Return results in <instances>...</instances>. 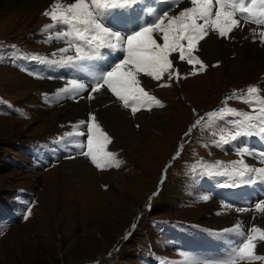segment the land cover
<instances>
[{
  "label": "rangeland",
  "instance_id": "obj_1",
  "mask_svg": "<svg viewBox=\"0 0 264 264\" xmlns=\"http://www.w3.org/2000/svg\"><path fill=\"white\" fill-rule=\"evenodd\" d=\"M160 1L170 16L191 6L190 0L185 1L189 5L182 0ZM70 2L33 1L21 12L0 9V264H167L170 256L177 257L178 264H195L196 259L180 254L191 251L194 244L209 252L216 245L212 238L213 245L208 239L198 242L195 231L189 235L191 241L188 237L180 241L187 227L219 233V242L231 249L223 258L228 259L246 238L249 224L264 230V213L255 209L264 200V193H257L264 175L257 176L251 166L252 161L264 165V152L247 148L256 141L244 137L261 131L264 124V42L260 37L264 29L240 22L227 38L210 32L193 52L200 64L190 65L178 60L179 53L172 54L170 71L175 74L171 79L168 74L163 81L140 77L145 90L162 106L153 102L135 113L140 119L125 121L121 110L129 113L131 108H125L106 87L93 93V81L80 75L64 82L60 70L50 82L23 72L21 66L28 58L44 63L69 62V56L75 60L69 46L59 43L57 29L51 28L55 26L50 15L53 7L63 8ZM168 3L173 5L165 10ZM144 15L146 24L161 17L153 7H146ZM120 25L105 24L112 30ZM127 32L124 29V35ZM73 81L85 89L73 92ZM250 87H256L257 93L250 96ZM105 95L118 108L110 107ZM66 105L74 110L72 115L55 121L53 114ZM80 105L85 108L82 126L72 121ZM51 107L57 109L45 113ZM92 116L96 123L101 121L103 132L107 128L110 143L106 147L113 153L108 167L98 168L90 157H81L87 150ZM144 117L156 122L153 131H147L150 126L143 123ZM108 121L132 130L110 132ZM237 131L242 137L232 140ZM130 137L132 144L123 141ZM68 163H77L80 169L67 173ZM245 167L250 171L243 178L236 175ZM250 183L256 185L249 187ZM228 184L229 188L240 186L246 198L240 208L245 213L232 220L230 208L220 204H227L220 198ZM256 243V254L264 256V241L257 238ZM159 250L170 256L158 257Z\"/></svg>",
  "mask_w": 264,
  "mask_h": 264
},
{
  "label": "snow or ice",
  "instance_id": "obj_2",
  "mask_svg": "<svg viewBox=\"0 0 264 264\" xmlns=\"http://www.w3.org/2000/svg\"><path fill=\"white\" fill-rule=\"evenodd\" d=\"M127 4L128 0H124V3H118L116 0H73L63 8L55 5L50 15L53 22L70 25L73 32L69 35H74L77 40L83 41L89 49L105 46L112 49L119 48L122 59L114 63L110 70L105 71L99 78H94L91 92H99L106 87L114 97L123 102L125 108L130 107L132 113L138 112L142 107H151L153 102L160 105V101L155 96L149 95L142 86L140 77L143 75L160 81L165 74H168L171 79L175 74L170 71L173 69L172 54L179 53V60L187 61L190 65L200 64V60L193 55V52L210 32L221 38H227L240 27L237 11L248 13L245 17L247 23L264 25V9L255 13L242 4L238 8L235 0H190L191 6L180 11L178 15L170 16L164 13L156 21L122 35L120 31L105 26L102 21L106 10L122 8ZM251 31L255 33L256 29ZM260 37L264 42V31L260 32ZM90 58L88 51L76 45L77 61L84 62ZM68 61L72 62L73 57L69 56ZM84 89V84L73 81V92L78 93ZM257 91L256 87L248 89L250 96ZM261 132H264V128H261ZM242 134L237 131L230 138L235 140ZM224 142L228 141L225 139ZM108 143H110L108 135L96 123L95 116H92L91 123L87 125V150L83 155L90 157L91 162L98 168L108 167L112 157V153L105 150ZM247 171L250 169L245 167L236 175L243 178ZM258 171L264 172V169ZM204 199L208 197L205 196ZM255 209L264 213V200L257 202ZM251 233L239 243L228 259L218 264H239L241 261L251 264L253 261L264 260V256L255 252L257 238L259 241H264V230L253 226Z\"/></svg>",
  "mask_w": 264,
  "mask_h": 264
},
{
  "label": "bare ground",
  "instance_id": "obj_3",
  "mask_svg": "<svg viewBox=\"0 0 264 264\" xmlns=\"http://www.w3.org/2000/svg\"><path fill=\"white\" fill-rule=\"evenodd\" d=\"M33 1H37V2H41L42 0H0V9L3 11H5L6 9H10V10H19L20 12H21V10H23V9H25V10H27V9H29L28 8V6H30L32 3H33ZM186 5H189V3L188 2H185V1H188V0H182ZM137 6V5H136ZM18 7V8H17ZM24 11V10H23ZM264 31V30H263ZM126 32V31H125ZM128 34L130 33V32H127ZM249 33V32H248ZM247 33V34H248ZM249 34H251V33H249ZM214 35V34H213ZM246 37V36H245ZM229 39V38H228ZM253 39V38H252ZM250 40V39H249ZM244 41V40H243ZM114 42V41H113ZM229 42V41H228ZM258 42V41H257ZM234 43V42H233ZM237 43V42H236ZM241 43V42H240ZM52 45V44H51ZM231 45V44H230ZM246 45V44H245ZM261 45V44H260ZM227 47V46H226ZM259 47V46H258ZM202 48V47H201ZM219 48V47H218ZM246 48V47H245ZM222 50V49H221ZM232 50V49H231ZM237 50V49H236ZM212 52V51H211ZM227 53V52H226ZM230 54H232V52L230 53ZM230 54H229V56H230ZM246 54V53H245ZM259 55H260V53H259ZM178 56V55H177ZM238 57V56H237ZM254 57V56H253ZM68 59V58H67ZM178 59V58H177ZM261 59V58H260ZM179 60V59H178ZM68 61V60H67ZM185 62V61H184ZM259 62V61H258ZM186 63V62H185ZM222 69V68H221ZM180 71H181V69H180ZM153 80V79H152ZM163 81V80H162ZM24 83V82H23ZM57 85V84H56ZM19 86V85H18ZM25 86V85H24ZM32 87V86H31ZM174 87V86H173ZM103 89V88H102ZM26 90V89H25ZM51 92V91H50ZM102 92V91H101ZM106 92V91H105ZM105 92H103V93H105ZM53 93H55V96L56 95H58V90L56 91V92H53ZM51 94V93H50ZM89 94V93H88ZM92 94V93H91ZM108 94V93H107ZM52 95V94H51ZM82 96V95H81ZM85 96V95H84ZM62 97V96H61ZM91 97H93V96H91ZM65 98V97H64ZM105 98L106 99H108V100H110V107H114V108H118L117 107V105H116V103L113 101V99L111 98V97H109L108 95H105ZM51 99H53V98H51ZM55 99V98H54ZM53 99V100H54ZM93 99H95V98H93ZM100 99L102 100V98L100 97ZM52 100V101H53ZM66 100V99H65ZM40 101V100H39ZM62 101V100H61ZM97 101V100H96ZM99 101V100H98ZM162 101V100H161ZM117 102V101H116ZM89 103V102H88ZM104 104H105V101L103 102ZM39 104V103H38ZM45 104V103H44ZM58 104V103H57ZM61 104V103H60ZM63 104V103H62ZM65 104V103H64ZM55 105V104H54ZM82 105H84L85 107L87 106V104H82ZM82 105H80V106H82ZM161 105V104H160ZM160 105H157V106H160ZM66 106H68V105H66ZM84 106H82V107H80L77 111H76V113L74 114V116L75 115H77L76 116V118L74 119V120H72L74 123H76V122H78V123H76V124H80L81 125V122H83V123H85L86 121H85V119L83 118V115H84V111H85V108H84ZM100 106V105H99ZM56 107V106H55ZM88 107V106H87ZM86 107V108H87ZM65 108V107H64ZM77 108V107H76ZM105 108V107H104ZM57 108H49V110H45V113H51L52 114V112L54 111V110H56ZM59 109V108H58ZM75 109V108H74ZM73 111L74 110H71V108H69V106L67 107V108H65L64 110H62V111H58V112H56L55 114H53V116H54V118H55V121H66L67 119H68V117H67V115H72V113H73ZM101 111V110H100ZM120 111V110H119ZM154 110H152V111H148V113H152ZM157 113V112H156ZM47 114V115H48ZM99 114V113H98ZM117 114V113H116ZM121 114L124 116V120L125 121H127V120H130V119H132V118H141L139 115H137V114H135V113H132V112H129V113H127L126 111H124V110H121ZM119 116H120V114H119ZM72 117V116H71ZM70 118V117H69ZM120 118V117H119ZM145 118V119H144ZM143 118V123H146L148 126H150V128L149 129H147V131L148 132H150V131H153L152 129V126H154V125H156V122L154 121V123H153V121H152V119L153 118H148V119H146V117H144ZM72 119V118H71ZM96 119V118H95ZM114 120V119H113ZM49 121V120H48ZM51 122V121H50ZM80 122V123H79ZM97 122H98V124L99 125H101V121H99V120H97ZM109 123V125L110 124H112V128H110V132L112 131V130H115L116 131V133H119V132H121L122 133V131H124V134L126 133V134H129V132H131V130L132 129H130L129 130V132L127 131V129L125 128V126L124 125H121V122H119L118 124L117 123H113V122H111V121H108ZM49 124V123H48ZM129 124V123H128ZM131 125V124H130ZM75 126V125H74ZM76 126H78V125H76ZM82 126V125H81ZM128 126V125H127ZM133 126V125H132ZM155 127V126H154ZM147 128V127H146ZM123 129V130H122ZM104 131L106 132L107 131V128H105L104 127ZM71 132H72V130H71ZM78 132H80V133H83L84 132V129H80V130H78ZM74 134V133H73ZM77 134V133H76ZM115 135V134H114ZM118 137H119V135H118ZM127 137H128V135H127ZM135 137V136H134ZM122 139V138H121ZM124 142H131V144L133 143V140H132V137H130V140H128V138H126L125 140H123ZM123 143V142H122ZM123 146V145H122ZM107 148V147H106ZM114 149V148H113ZM130 149V148H129ZM106 150V149H105ZM107 152H109L110 150L107 148V150H106ZM113 151V150H112ZM142 152V151H141ZM113 154V153H112ZM73 162V161H72ZM79 163V162H78ZM67 166H66V169H65V172H67V173H69V172H74V171H76L77 170V168L79 167L78 166V164L77 163H68V164H66ZM251 166L253 167V172L258 176H263L264 175V172H260V171H258L259 169H264V165L263 164H261V163H259V162H257V161H252V164H251ZM79 169H80V167H79ZM78 171V170H77ZM258 172H259V174H258ZM189 183H190V181H188ZM251 182V181H250ZM187 185V184H186ZM256 184H248V186L249 187H252V186H255ZM261 185H262V187L261 188H259L258 189V191H257V193L258 192H261V193H264V184L263 183H261ZM198 189V188H197ZM195 191V190H194ZM198 191V190H197ZM196 193V192H195ZM256 193V194H257ZM185 194H186V192H185ZM263 196V195H262ZM257 197V196H256ZM258 198V197H257ZM181 199V198H180ZM176 200V199H175ZM216 206H218L217 204H216ZM228 209V208H227ZM232 211V215L230 216V218H229V220H232V219H234L235 217H236V215H238V214H240V213H242L243 211H240V210H237V211H235V210H232V209H229L227 212L230 214V212ZM243 213H245V212H243ZM262 214V213H261ZM242 215V214H241ZM247 216V215H246ZM250 218V217H249ZM260 219V218H259ZM263 227V226H262ZM244 228V227H243ZM257 252V251H256ZM261 253V252H260ZM188 258V257H187ZM196 261V260H195ZM259 263V262H258ZM260 263H262L261 262V260H260ZM202 264V263H201Z\"/></svg>",
  "mask_w": 264,
  "mask_h": 264
}]
</instances>
